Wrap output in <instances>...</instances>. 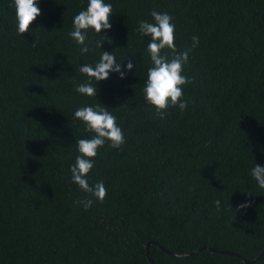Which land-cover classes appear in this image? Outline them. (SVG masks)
I'll return each mask as SVG.
<instances>
[{
	"label": "trees",
	"instance_id": "obj_1",
	"mask_svg": "<svg viewBox=\"0 0 264 264\" xmlns=\"http://www.w3.org/2000/svg\"><path fill=\"white\" fill-rule=\"evenodd\" d=\"M87 3L38 0L19 35L0 0V264H150L148 242L152 264H264V189L250 174L264 166V0H105L112 27L89 30L81 53L69 33ZM153 10L173 17L178 50L199 38L184 66L189 106L163 120L143 95L150 37L138 22ZM101 52L134 69L96 82L95 98L77 93L79 67ZM97 103L125 143L94 158L88 182L107 196L85 211L69 169L93 133L73 117Z\"/></svg>",
	"mask_w": 264,
	"mask_h": 264
},
{
	"label": "clouds",
	"instance_id": "obj_2",
	"mask_svg": "<svg viewBox=\"0 0 264 264\" xmlns=\"http://www.w3.org/2000/svg\"><path fill=\"white\" fill-rule=\"evenodd\" d=\"M16 13V30L19 35L29 31L30 25L41 15L38 0H12ZM113 8L105 0H88L87 6L73 18V30L69 33L76 44L82 45L81 53L89 51L85 44L86 33L89 30L100 34L102 30L112 27L110 17ZM152 21L141 20L138 22V32L141 36L150 37L147 44V53L151 66L147 69V78L143 88L144 99L155 110V116L163 120L170 108H178L181 112L189 106V101L184 98V86L194 82V78L184 75V66L188 62L189 53L198 45L199 38L192 37L191 47L178 50L175 44V24L173 17L168 12L151 11ZM107 39V38H106ZM104 42L98 41L96 47L100 49ZM35 46V42L33 43ZM167 50V51H165ZM124 71L113 52H101L95 65L83 64L79 67V73L88 79L83 83L73 80L75 91L87 97H96L95 83L106 80L110 73H119L121 79L126 71L134 69V63L129 57ZM97 103L94 106L79 107L74 111V119L84 125L86 132L93 133L91 138L77 141L75 162L70 166L72 182L79 189L88 194V198L75 201L86 211L95 201L103 203L107 196V189L103 181L94 185L88 182V174L94 167V158L106 143L119 149L125 143V136L121 127L117 124V117L107 107ZM251 177L260 189H264V166L255 164L251 169ZM217 207L220 201H216ZM249 203L237 206L236 211L246 209Z\"/></svg>",
	"mask_w": 264,
	"mask_h": 264
},
{
	"label": "water",
	"instance_id": "obj_3",
	"mask_svg": "<svg viewBox=\"0 0 264 264\" xmlns=\"http://www.w3.org/2000/svg\"><path fill=\"white\" fill-rule=\"evenodd\" d=\"M150 244H151V242H148V243L146 244V255H147V258H148L149 263L152 264L151 261H150L149 251H148V249H149V245H150ZM200 249L202 250V249H205V248L202 247V248H200ZM164 251H165L166 253L170 254V253L167 252L166 250H164ZM210 251H212V252H218V251L213 250V249H210ZM220 253H227V252H220ZM262 253H264V249L262 250ZM186 255H189V254H186ZM232 255H234V256H236V257L239 258V256L236 255V254H232ZM260 256H261V254H260L258 257H260ZM242 260H243V259H242ZM243 261L246 262V263H251V262L246 261V260H243Z\"/></svg>",
	"mask_w": 264,
	"mask_h": 264
}]
</instances>
